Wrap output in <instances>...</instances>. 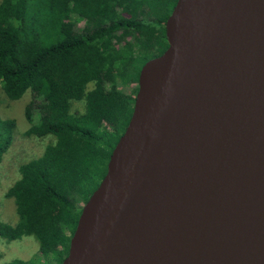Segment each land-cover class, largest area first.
Here are the masks:
<instances>
[{
	"label": "water",
	"instance_id": "1",
	"mask_svg": "<svg viewBox=\"0 0 264 264\" xmlns=\"http://www.w3.org/2000/svg\"><path fill=\"white\" fill-rule=\"evenodd\" d=\"M60 264H264V0H176Z\"/></svg>",
	"mask_w": 264,
	"mask_h": 264
},
{
	"label": "trees",
	"instance_id": "2",
	"mask_svg": "<svg viewBox=\"0 0 264 264\" xmlns=\"http://www.w3.org/2000/svg\"><path fill=\"white\" fill-rule=\"evenodd\" d=\"M175 1L0 0V92L7 101L29 92L23 137L48 141L39 157L18 165L4 193L17 222L0 224V239L33 237L37 255L7 264H60L66 256L75 205L105 173L138 71L166 48L163 25ZM118 85L134 88L123 94ZM13 129V120L0 118V160Z\"/></svg>",
	"mask_w": 264,
	"mask_h": 264
},
{
	"label": "rangeland",
	"instance_id": "3",
	"mask_svg": "<svg viewBox=\"0 0 264 264\" xmlns=\"http://www.w3.org/2000/svg\"><path fill=\"white\" fill-rule=\"evenodd\" d=\"M82 26V23H77L74 29L79 30ZM132 88L134 86L124 88L118 85L116 90L128 94ZM29 98V92L26 91L18 100L7 101L0 92V118L14 121L11 143L0 160V224L8 226L16 224L17 216L12 200L5 198L4 193L18 179V165L39 157L45 147L44 145L48 143L46 139L37 141V139H34L35 137H23V132L28 127L24 119L23 109ZM74 110L81 112L82 107L75 105ZM80 206V203L75 205L77 208H80ZM37 248V242L33 237H22L11 242L0 239V264H7L12 260L27 261L37 255ZM45 263L48 264L49 261L45 260Z\"/></svg>",
	"mask_w": 264,
	"mask_h": 264
},
{
	"label": "flooded vegetation",
	"instance_id": "4",
	"mask_svg": "<svg viewBox=\"0 0 264 264\" xmlns=\"http://www.w3.org/2000/svg\"><path fill=\"white\" fill-rule=\"evenodd\" d=\"M133 98V97H132ZM132 106V105H131ZM121 135V134H120ZM119 138V137H118ZM83 205V203L81 204V206ZM81 206H80V209H81Z\"/></svg>",
	"mask_w": 264,
	"mask_h": 264
},
{
	"label": "clouds",
	"instance_id": "5",
	"mask_svg": "<svg viewBox=\"0 0 264 264\" xmlns=\"http://www.w3.org/2000/svg\"><path fill=\"white\" fill-rule=\"evenodd\" d=\"M135 88H136V84H135ZM135 95V94H134ZM134 95H133V97H134ZM118 139V138H117ZM82 207V206H81Z\"/></svg>",
	"mask_w": 264,
	"mask_h": 264
},
{
	"label": "bare ground",
	"instance_id": "6",
	"mask_svg": "<svg viewBox=\"0 0 264 264\" xmlns=\"http://www.w3.org/2000/svg\"><path fill=\"white\" fill-rule=\"evenodd\" d=\"M27 247V246H26Z\"/></svg>",
	"mask_w": 264,
	"mask_h": 264
}]
</instances>
